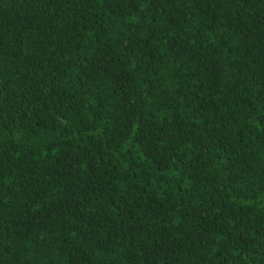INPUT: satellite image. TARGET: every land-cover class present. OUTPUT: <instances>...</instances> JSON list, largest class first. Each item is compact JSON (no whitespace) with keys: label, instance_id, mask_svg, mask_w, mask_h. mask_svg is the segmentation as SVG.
<instances>
[{"label":"trees","instance_id":"16d2710c","mask_svg":"<svg viewBox=\"0 0 264 264\" xmlns=\"http://www.w3.org/2000/svg\"><path fill=\"white\" fill-rule=\"evenodd\" d=\"M0 264H264V0H0Z\"/></svg>","mask_w":264,"mask_h":264}]
</instances>
